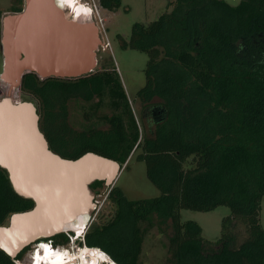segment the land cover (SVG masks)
<instances>
[{
  "label": "trees",
  "instance_id": "1",
  "mask_svg": "<svg viewBox=\"0 0 264 264\" xmlns=\"http://www.w3.org/2000/svg\"><path fill=\"white\" fill-rule=\"evenodd\" d=\"M99 2L113 12L121 6V0ZM169 5L170 12L135 23L130 39H122L124 47L149 56L146 83L136 96L140 124L116 71L71 79L27 72L22 97L36 101L53 151L73 159L93 151L123 165L140 149L137 158L160 190L156 197L130 199L118 185L108 188L115 214L104 224L91 223L88 246L106 251L117 264H141L144 236L157 215L172 229L169 264H264V0L236 5L170 0ZM2 18L0 9V33ZM94 98L97 106L108 98L114 113L103 120L109 128L77 133L69 125V102ZM102 187L103 180L91 184L92 190ZM33 205L0 166V225ZM221 205L232 217L223 220L215 242L204 240L196 221L181 220L182 209L212 211ZM237 224L245 231L240 243ZM70 240L65 232L38 242L65 246ZM29 249L16 257L0 249V264H20Z\"/></svg>",
  "mask_w": 264,
  "mask_h": 264
},
{
  "label": "water",
  "instance_id": "2",
  "mask_svg": "<svg viewBox=\"0 0 264 264\" xmlns=\"http://www.w3.org/2000/svg\"><path fill=\"white\" fill-rule=\"evenodd\" d=\"M101 44L96 22L87 16L79 20L73 18L68 9L61 8L59 0H24L21 11L2 18L3 71L0 78L8 84L10 92L0 100V122L18 121L23 128L19 130L20 142L18 139L17 145L12 142L14 147L0 151V166L7 170L14 190L34 202L32 208L12 213L8 224L0 225V249L12 257L41 238L73 232L70 224L80 212L90 213L91 219L96 207L91 184L103 180L106 186H113L123 169L119 161L93 151L74 159L53 151L41 130L37 105L33 101L12 98V91L20 89L26 72H35L41 78H77L95 71ZM19 151L22 152L19 154ZM76 169L82 170L80 179L69 178L68 170L74 172ZM29 183L80 185L85 204L57 220L29 225L21 230V223L29 222L39 208V200Z\"/></svg>",
  "mask_w": 264,
  "mask_h": 264
},
{
  "label": "rangeland",
  "instance_id": "3",
  "mask_svg": "<svg viewBox=\"0 0 264 264\" xmlns=\"http://www.w3.org/2000/svg\"><path fill=\"white\" fill-rule=\"evenodd\" d=\"M226 1L231 5H236L240 2V0ZM94 2L104 18V25L109 37V46L107 49L103 50L102 46H100L97 51L98 64L94 72L110 70L118 73L130 100L134 115L140 124L142 114L141 103L136 96L137 92L146 83L145 69L149 56L146 52L124 47L122 45V39L125 41L130 39L135 23H149L156 20L161 14L170 12L173 6L169 5L170 0H121L119 10L113 12L104 8L99 0H94ZM21 8H24V0H0V9L3 11V17L9 13L18 12L15 11V9ZM90 19L96 22L94 16L91 15ZM1 35L2 29L0 33V74L3 71ZM0 87L4 89L7 95L10 87L8 84L4 83L1 78ZM6 95L1 94L0 100ZM12 97L16 101L24 100L20 89L13 90ZM97 99L98 98H94L89 102L76 99L69 102V125L77 133L87 132L91 128L101 130L109 128L108 123L103 120V117L111 115L114 113V110L108 104V98H105L100 106L94 104ZM27 100L33 101L31 98ZM33 102L37 104L36 101ZM144 128L142 129L140 126L142 134ZM139 152L140 149L133 152L126 163L122 165L123 169L114 185H118L122 188L130 199L156 197L160 195V190L148 178L146 163L137 158ZM113 186L92 190L96 207L92 210V216L87 226L88 229L92 222L104 224L114 216L115 206L107 198L108 188ZM229 217H232V212L226 205H221L212 211L181 210V220L183 222L194 220L199 223L202 227V236L204 240L209 242H215L221 237L223 220ZM260 220L264 228V197L261 204ZM145 226H147V223L142 224V227ZM69 233L71 237H75L74 232H68V234ZM236 233L238 235L237 243H240L245 238L243 225L237 224ZM171 234L172 229L170 224L168 222L165 223L159 216L155 215L153 217L152 227H150L144 236L142 253L140 256L141 264H169L168 242ZM72 241L73 240H70V243L64 247L72 252L73 250L79 251V243L82 244V242L75 241V243H73ZM41 245L52 246L53 244L47 241H37L30 244V249L26 252L20 264H30L31 261H34L31 253ZM53 246L56 248L63 247ZM39 250L36 252L37 254Z\"/></svg>",
  "mask_w": 264,
  "mask_h": 264
},
{
  "label": "bare ground",
  "instance_id": "4",
  "mask_svg": "<svg viewBox=\"0 0 264 264\" xmlns=\"http://www.w3.org/2000/svg\"><path fill=\"white\" fill-rule=\"evenodd\" d=\"M84 1L85 0H59V3L61 8L68 7L69 11L72 12V17H75V19L84 18L86 16L90 18L91 15L93 16V12L90 8H88L87 4H84ZM8 92H10V88ZM0 124L2 125L0 128V151L3 150L5 152V149L8 146L14 147L12 142L14 145H17L18 139L20 142L21 134L19 130L23 128V125H21V122L14 120H1ZM17 151L18 149L15 150V152ZM21 152L22 151H19V154ZM17 153L13 155L15 159L17 157ZM64 173L66 176V172ZM81 173L82 170L80 169H76L74 172L68 170L67 176L69 178L76 177L80 179L79 176H81ZM29 184H32L31 187L34 189L33 191H35L36 197L39 200V208L33 218L29 220V222L23 221V223H21V227L23 228L21 230L30 227L29 225L43 223L48 220H57L59 219V216L62 217L63 215L72 212L77 207L85 204V194L82 191L80 185L77 186L74 183ZM85 213L80 212L79 214L75 215L70 224V227L73 228V232L76 235L75 237L73 236L75 240L79 237L77 234L80 236L82 235L81 233L84 231L90 220V213ZM42 248L43 249H41V252L39 250L34 264H78L79 261V264H93V261H95L96 264L101 259L98 252H96V255H93L94 251L90 252L89 250L85 249H79V251L73 250V252L66 250L63 254L61 253L59 255L56 253L53 255L48 246L42 245ZM32 263L33 261H31L30 264Z\"/></svg>",
  "mask_w": 264,
  "mask_h": 264
},
{
  "label": "built area",
  "instance_id": "5",
  "mask_svg": "<svg viewBox=\"0 0 264 264\" xmlns=\"http://www.w3.org/2000/svg\"><path fill=\"white\" fill-rule=\"evenodd\" d=\"M84 4H87L88 8H90L92 10V14L95 18V21H96V24L98 25L99 27V30H100V35H101V38H102V44L100 46H102L103 50H106L107 47L109 46V37H108V34H107V29L105 28V25H104V18L103 16L101 15V13L99 12V9L97 8L96 6V3L94 2V0H92V2L90 1H87V2H84ZM100 48V47H99ZM88 224L86 225V228L84 229L83 231V234H82V244H79L80 245V248L81 250L85 249V250H89L90 252L94 251V252H98L102 249L100 248H97V247H91V246H88L85 242V233L87 232V229H88ZM72 242H74V239L72 238ZM50 249V251H52L53 255L55 253H58L59 255L62 253H64V251L66 250H69L67 249L66 247H60V248H56L54 247L53 245L52 246H48ZM40 248L37 247L33 253H31V256H32V259L34 260L32 264L35 263L36 261V252H38ZM104 251V250H103ZM41 252V251H40ZM103 254H105L107 256V258H110L111 261H114L113 258L106 252L104 251ZM115 262V261H114ZM115 264H117L115 262Z\"/></svg>",
  "mask_w": 264,
  "mask_h": 264
},
{
  "label": "clouds",
  "instance_id": "6",
  "mask_svg": "<svg viewBox=\"0 0 264 264\" xmlns=\"http://www.w3.org/2000/svg\"><path fill=\"white\" fill-rule=\"evenodd\" d=\"M87 1H90L91 2V0H85L84 2H87ZM68 12L70 13V16H72V12L71 11H69V8H68ZM81 234H83V232L81 233ZM86 234V233H85ZM76 236V235H75ZM82 235L81 236H79L76 240L74 239V242L75 241H79V242H82ZM72 238H73V236L71 237V240H72ZM80 244V243H79ZM45 246H48V245H45ZM40 248V251H41V249H43L42 248V245L39 247ZM50 249V248H49ZM103 250H100L99 251V254H100V260L96 263V264H115V262L114 261H111L110 260V258H107V256L105 255V254H103ZM56 254V253H55ZM54 254V255H55ZM58 254V253H57ZM97 253L96 252H94L93 253V255H96ZM93 264H95V261H93Z\"/></svg>",
  "mask_w": 264,
  "mask_h": 264
},
{
  "label": "flooded vegetation",
  "instance_id": "7",
  "mask_svg": "<svg viewBox=\"0 0 264 264\" xmlns=\"http://www.w3.org/2000/svg\"><path fill=\"white\" fill-rule=\"evenodd\" d=\"M66 9H68V7H65ZM23 9V8H22ZM21 9V10H22ZM27 73V72H26ZM35 73V72H34ZM37 74V73H36ZM38 75V74H37ZM39 76V75H38ZM52 77V76H51ZM61 78H64V79H71V78H67V77H61Z\"/></svg>",
  "mask_w": 264,
  "mask_h": 264
},
{
  "label": "crops",
  "instance_id": "8",
  "mask_svg": "<svg viewBox=\"0 0 264 264\" xmlns=\"http://www.w3.org/2000/svg\"><path fill=\"white\" fill-rule=\"evenodd\" d=\"M75 18V17H74ZM79 20V19H78Z\"/></svg>",
  "mask_w": 264,
  "mask_h": 264
}]
</instances>
